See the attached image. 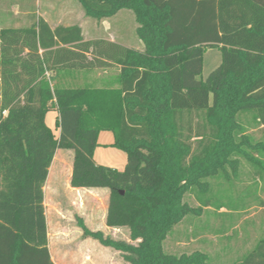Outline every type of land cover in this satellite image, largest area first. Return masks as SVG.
I'll list each match as a JSON object with an SVG mask.
<instances>
[{"label":"trees","instance_id":"16d2710c","mask_svg":"<svg viewBox=\"0 0 264 264\" xmlns=\"http://www.w3.org/2000/svg\"><path fill=\"white\" fill-rule=\"evenodd\" d=\"M78 1L96 20L131 10L144 50L86 42L78 25L53 30L43 19L0 30V264H54L44 186L58 149L74 151L71 187L109 189L106 224L128 228L132 243L78 217L85 238L128 264H209L205 253L167 254L163 244L185 217L201 215L188 192L207 194L209 179L236 174L241 158L264 147L238 119L251 112L264 126V0ZM208 48L223 58L203 81ZM104 60L120 67L118 87H58L47 76ZM51 111L58 138L46 124ZM104 131L127 154L124 170L95 162ZM234 264H264V238Z\"/></svg>","mask_w":264,"mask_h":264},{"label":"rangeland","instance_id":"374dc122","mask_svg":"<svg viewBox=\"0 0 264 264\" xmlns=\"http://www.w3.org/2000/svg\"><path fill=\"white\" fill-rule=\"evenodd\" d=\"M0 0L1 5L14 8L34 6L35 0ZM81 7L78 0H74ZM35 13V11H34ZM91 25L86 33L90 36L102 35V20L89 18ZM115 29L125 38L141 41L137 35L138 24L131 10H121L112 18ZM13 26V25H12ZM143 48V44L141 42ZM220 48H208L204 54L203 72L199 79L205 81L211 72L222 63ZM1 94V93H0ZM55 112V111H52ZM50 113V112H49ZM239 122L253 143L264 145V127L259 124L254 113H242ZM52 128L53 123H49ZM54 130V129H53ZM58 134V130H54ZM264 147L250 150L249 158H241L236 174L228 170V175L209 179V192L202 193L198 188L188 192L186 202L194 208H203L200 216L189 215L168 235L163 246L167 254L181 255L202 252L209 256V264H234L242 261L256 244L264 238ZM67 172L61 176L60 191H65ZM79 198V197H78ZM91 199L94 208L72 202L66 195L48 201L46 212L49 220V250L56 264H128L121 253L105 247L99 241L85 238L78 226L77 218L83 220L85 211L90 228L102 231L97 221L100 205ZM80 199V198H79ZM209 202L210 206L205 207ZM95 212V213H94ZM115 240L131 242L128 229L103 232ZM137 244V243H133Z\"/></svg>","mask_w":264,"mask_h":264},{"label":"crops","instance_id":"0c3cea01","mask_svg":"<svg viewBox=\"0 0 264 264\" xmlns=\"http://www.w3.org/2000/svg\"><path fill=\"white\" fill-rule=\"evenodd\" d=\"M19 1L21 0H15L14 2L17 3ZM14 7V3L8 6L7 4L1 5L0 3V30L29 28L37 23L40 19H43L50 25L51 29L53 30L58 26L71 27L74 25H78L82 29L83 37L86 42L94 40H104L129 49L137 51L144 50V45L142 48L141 41L139 42L134 39L129 40L115 29L114 24L112 23V18H116L120 11L112 18L102 20V35L105 36H90L85 31L91 25L89 21L90 17H87L85 15L83 8L81 9V7H79L74 0H35V8L38 10L34 9L33 4L26 5L24 9L21 7ZM40 53L42 54L43 51H40ZM87 55L89 58H91L89 54ZM104 62L106 64L100 69L82 70L76 68H68L48 73L47 76L48 79L51 80L52 86L58 87H85L88 85H92L95 87H118L120 67L107 60H104ZM58 117L59 114L57 111H51L46 115V124L57 138L60 136V128L57 124ZM50 122L53 123L52 125L54 126V128L51 127V125L49 124ZM53 129L58 130V134H55ZM114 142L115 138L112 132H101L98 137L97 148L94 153V160L99 165L107 166L121 171L124 170L127 165V154L113 147ZM74 156L75 154L73 150L58 149L49 169V175L44 186V206L48 229L49 220L48 212H46L48 201L56 198L58 199L59 197H62L63 194L66 195L72 202H76L77 205L79 204V200H81V203H83L85 206L90 205L91 210L94 208V206L92 205L93 202H91V199L89 197L94 199L97 202L96 207H98V205H100L101 207V212L98 213L97 221L100 223L102 232H106L107 230L111 229H125L110 228L106 224L110 199L109 189L71 187ZM66 172L68 174L66 179L67 184L65 186V191H60L59 185L61 176H63ZM262 175L264 182V168H262ZM89 211H85L84 215V221L88 228H90L91 224L87 217ZM128 234L130 235L129 229Z\"/></svg>","mask_w":264,"mask_h":264}]
</instances>
